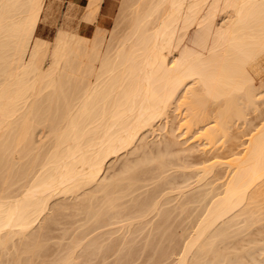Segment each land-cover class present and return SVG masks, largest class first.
<instances>
[{
  "label": "bare ground",
  "instance_id": "6f19581e",
  "mask_svg": "<svg viewBox=\"0 0 264 264\" xmlns=\"http://www.w3.org/2000/svg\"><path fill=\"white\" fill-rule=\"evenodd\" d=\"M120 5L0 0V264H264V0Z\"/></svg>",
  "mask_w": 264,
  "mask_h": 264
},
{
  "label": "rangeland",
  "instance_id": "374dc122",
  "mask_svg": "<svg viewBox=\"0 0 264 264\" xmlns=\"http://www.w3.org/2000/svg\"><path fill=\"white\" fill-rule=\"evenodd\" d=\"M122 0H113L114 3V10L113 13L110 14L108 16V21L106 25H102V23L100 22V19L97 20L96 22L90 23L88 24L87 21L84 20L85 15L87 14V12L89 11V7L86 5L87 0H47V4L49 6L48 9V15L40 22L39 27H38V34L41 35L42 37H45L49 40H53L56 33L58 32V30L62 27L64 28H68L70 30H77L79 33L91 36L93 35V32L96 28V26H102V27H106V28H111L114 26L115 24V20L118 16V11L120 9V4H121ZM256 78L258 79H263L264 80V54H262L257 63H256ZM262 102V100L260 101ZM259 105L261 106V114L255 111H251L249 116H251V118H253V120L255 121L254 124H258V122H260L262 120V117H264V101ZM257 115H260V117L258 118L257 121ZM257 121V122H256ZM241 128V130H240ZM239 130L238 132L240 133V131L242 133H238V136L233 137L229 142L231 143H226L227 147L224 148V151L227 152L228 151V145L229 147H231L232 145L233 148L238 149L240 148L243 149L245 147L246 141L248 139V132L250 131L249 128L247 130V128L245 130H242V126H240L239 128H235V131ZM243 131L246 133H243ZM237 132V131H236ZM150 134V133H149ZM242 136V137H241ZM148 137L150 139H152L154 136H152V134L148 135ZM152 137V138H151ZM241 137V138H240ZM156 138V137H155ZM157 138H159V136H157ZM156 138V140H158ZM235 138V139H234ZM244 142V143H243ZM237 144V146H236ZM240 145V146H238ZM243 146V147H242ZM221 150V151H220ZM238 149V151H240ZM222 148L219 149V152H222ZM223 151V152H224ZM201 152V151H200ZM197 152L196 155H200L201 153ZM224 152V153H225ZM203 154V153H202ZM201 156V155H200ZM225 169H223L224 171ZM225 179L222 178V180H218L219 182H222ZM218 182V183H219ZM264 182L262 183L261 187L263 186ZM262 189H264V186L262 187ZM264 195V194H262ZM264 198V196H262ZM264 206V203H263ZM264 208V207H263ZM264 212V210H263ZM252 230L254 231L251 235H255V233L260 232V237L264 238V218L262 220H260L259 222H257L255 225H253ZM261 230V231H259ZM264 241V240H261Z\"/></svg>",
  "mask_w": 264,
  "mask_h": 264
},
{
  "label": "crops",
  "instance_id": "0c3cea01",
  "mask_svg": "<svg viewBox=\"0 0 264 264\" xmlns=\"http://www.w3.org/2000/svg\"><path fill=\"white\" fill-rule=\"evenodd\" d=\"M101 9L99 11L97 20L100 19L102 25H106L108 21V16L113 13L114 10V3L113 0H103L101 3ZM90 24V23H88Z\"/></svg>",
  "mask_w": 264,
  "mask_h": 264
}]
</instances>
